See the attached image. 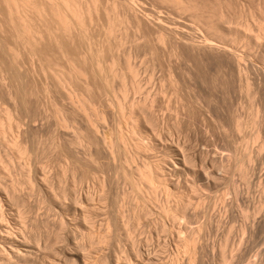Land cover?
Segmentation results:
<instances>
[{
	"label": "rangeland",
	"instance_id": "374dc122",
	"mask_svg": "<svg viewBox=\"0 0 264 264\" xmlns=\"http://www.w3.org/2000/svg\"><path fill=\"white\" fill-rule=\"evenodd\" d=\"M5 4L0 264H264V0H83L88 59Z\"/></svg>",
	"mask_w": 264,
	"mask_h": 264
},
{
	"label": "bare ground",
	"instance_id": "6f19581e",
	"mask_svg": "<svg viewBox=\"0 0 264 264\" xmlns=\"http://www.w3.org/2000/svg\"><path fill=\"white\" fill-rule=\"evenodd\" d=\"M3 2L6 3L5 6L8 9L7 11L9 12L8 16L10 17L11 22L14 24V27L16 31L18 32L20 38L23 40L28 50L29 56L32 57L37 52H40L38 45L42 44V41L45 40V37L43 36L40 30V27L38 25L34 26L32 24L33 22H32L31 16L28 17L29 12L33 10L31 12L35 15L34 17H36L38 20L48 25L49 30L51 32L50 33L51 40H53V42L56 45L62 48L63 54H67L68 56L77 55L80 58H85V57L87 59L89 58L87 50H85V53L82 50L78 53V48H77L76 54L67 51L65 49V42H63L62 40V37H66V36L71 38L70 34L72 33V29L75 28L76 30H78L79 27L83 25V21H82L83 20L82 18L83 17V7H82L83 0H42V3H40L39 6H37V3L36 4L33 3V0H3ZM94 3L95 2L93 1L92 3L93 7H94ZM41 4L43 6H41ZM124 6L129 12H131V7L129 3L124 2ZM80 30L81 32H78V36H79V41L81 42V45L83 46L84 44H87V45L89 44L90 47H93L95 43L91 39L88 38V29L84 26ZM71 41H74V40L71 38ZM207 44L209 47H215V45L211 43H207ZM42 52L46 56L48 55L44 49ZM16 56L17 54L13 53V50L9 48L7 45H4V44L0 45V64L5 62V64L9 65L10 63L16 70H18L17 65L15 63ZM94 61H95L94 62L95 64L92 65V72L90 73V75L93 78L95 77L99 79L101 78L107 82L110 76L114 73V68L110 67L109 69H105V67L100 63V61L97 58H95ZM80 71L77 67L74 68V72L76 76L82 78V75H84L83 78L86 77V80H87L88 75L82 72L83 70L81 72ZM81 73H84V74L80 75ZM90 75L89 77H91ZM51 83H50L51 86L49 85V83L47 84L49 87L45 84L44 90H43L44 92H47L46 94L44 93L45 95H49L51 93V89H52L51 87L53 86L54 88L60 91V94L62 95V97H65L68 99L70 98L71 90L69 88V79L65 77L62 73L56 74V76L53 79V83L52 84ZM108 83L106 85H108ZM26 107L27 106H25V108ZM152 177L151 176L148 177L144 175V178H146V180H148L149 183H153L155 181L156 183L157 182L161 183V180L160 178L158 179V176L154 178ZM153 179L155 180L153 181ZM13 246H14L13 248H11L10 246L9 249L13 253L17 254V252L19 251L17 249H14L16 245H13ZM17 247H21V245ZM7 254L10 255V253H7Z\"/></svg>",
	"mask_w": 264,
	"mask_h": 264
}]
</instances>
